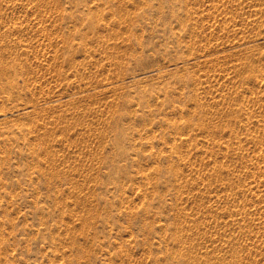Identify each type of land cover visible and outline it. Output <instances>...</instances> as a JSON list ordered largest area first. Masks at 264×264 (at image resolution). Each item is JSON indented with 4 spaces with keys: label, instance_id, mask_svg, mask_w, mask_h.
Returning a JSON list of instances; mask_svg holds the SVG:
<instances>
[{
    "label": "rangeland",
    "instance_id": "obj_1",
    "mask_svg": "<svg viewBox=\"0 0 264 264\" xmlns=\"http://www.w3.org/2000/svg\"><path fill=\"white\" fill-rule=\"evenodd\" d=\"M0 264H264V0H0Z\"/></svg>",
    "mask_w": 264,
    "mask_h": 264
}]
</instances>
